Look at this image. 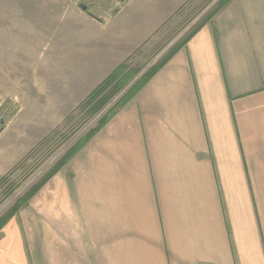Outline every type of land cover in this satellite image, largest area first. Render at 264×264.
Listing matches in <instances>:
<instances>
[{
  "label": "crops",
  "instance_id": "crops-1",
  "mask_svg": "<svg viewBox=\"0 0 264 264\" xmlns=\"http://www.w3.org/2000/svg\"><path fill=\"white\" fill-rule=\"evenodd\" d=\"M153 30L112 34L113 66ZM0 264H264V0L228 2L117 109L2 226Z\"/></svg>",
  "mask_w": 264,
  "mask_h": 264
},
{
  "label": "rangeland",
  "instance_id": "rangeland-1",
  "mask_svg": "<svg viewBox=\"0 0 264 264\" xmlns=\"http://www.w3.org/2000/svg\"><path fill=\"white\" fill-rule=\"evenodd\" d=\"M218 1L185 0L178 5L163 0L160 12H155L149 0H0V153L4 155L0 165L6 159L8 167L0 176L5 177L0 181V216L142 75L208 23ZM151 26L154 30L146 40L122 53L129 52L121 63L138 73L99 112L89 115L87 108L79 107L92 90L73 103H50L49 83L65 85L60 91L65 96L70 89L74 93L90 88L113 70L106 73L120 59V52L109 48L112 34L125 44L132 35L133 39L146 35Z\"/></svg>",
  "mask_w": 264,
  "mask_h": 264
},
{
  "label": "trees",
  "instance_id": "trees-1",
  "mask_svg": "<svg viewBox=\"0 0 264 264\" xmlns=\"http://www.w3.org/2000/svg\"><path fill=\"white\" fill-rule=\"evenodd\" d=\"M230 0H219L216 9L212 16L216 14L223 6ZM197 27L191 34H189L178 46L174 47L163 60L147 71L140 77L117 101L107 113L99 120L97 125L90 129L86 135L81 137L79 141L74 144L52 167L45 173L42 178L33 184L15 203L0 216V229L2 226L23 206H25L29 199L52 177L62 166H64L82 146L87 143L90 138L113 116L117 109L122 107L182 46L185 42L198 30ZM138 71L128 68L125 62L117 65L80 103V109L87 108L89 115H93L101 110L113 97L120 93L126 85L135 77ZM5 177H1V180ZM0 180V181H1ZM10 191H8L9 193ZM7 193V194H8Z\"/></svg>",
  "mask_w": 264,
  "mask_h": 264
},
{
  "label": "water",
  "instance_id": "water-1",
  "mask_svg": "<svg viewBox=\"0 0 264 264\" xmlns=\"http://www.w3.org/2000/svg\"><path fill=\"white\" fill-rule=\"evenodd\" d=\"M79 7H80L83 11L87 10V6L84 5V4H79ZM89 14L92 16L91 13H89Z\"/></svg>",
  "mask_w": 264,
  "mask_h": 264
}]
</instances>
